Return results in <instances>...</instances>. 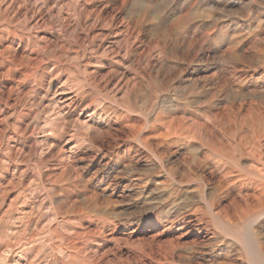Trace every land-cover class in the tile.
I'll return each instance as SVG.
<instances>
[{
  "label": "rangeland",
  "instance_id": "rangeland-1",
  "mask_svg": "<svg viewBox=\"0 0 264 264\" xmlns=\"http://www.w3.org/2000/svg\"><path fill=\"white\" fill-rule=\"evenodd\" d=\"M13 56L16 65L46 71L24 79L20 66L4 72ZM0 75V98L12 92L0 107V246L30 235L33 250L28 244L18 262L238 263L234 252L218 251L221 245L178 239L177 224L165 219L189 204L204 212L201 186L231 222L258 202L243 193L251 192L250 172L259 163L249 142L264 140V0H0ZM55 77L80 100L56 120L48 114L50 96L43 98L46 80ZM198 136L224 153L213 160ZM239 178L248 186H230ZM30 205L33 217L20 218Z\"/></svg>",
  "mask_w": 264,
  "mask_h": 264
},
{
  "label": "bare ground",
  "instance_id": "bare-ground-1",
  "mask_svg": "<svg viewBox=\"0 0 264 264\" xmlns=\"http://www.w3.org/2000/svg\"><path fill=\"white\" fill-rule=\"evenodd\" d=\"M20 1V0H19ZM8 4H9V2H7ZM16 4H18V2L16 3ZM15 4V5H16ZM105 6V5H104ZM10 7V6H9ZM110 8H112V7H110ZM99 9V8H98ZM10 10V9H9ZM114 10H115V8H114ZM25 11V10H24ZM195 11V10H194ZM106 12V11H105ZM21 13V12H20ZM101 13V12H100ZM111 13V12H110ZM112 14V13H111ZM23 16V15H22ZM32 16V15H31ZM94 16V15H93ZM137 16V15H136ZM135 16V17H136ZM26 17V16H25ZM108 17V16H107ZM119 17V16H118ZM117 17V18H118ZM93 18V17H92ZM106 18V17H105ZM115 17H113V19H114ZM138 18V17H137ZM111 19V18H110ZM113 19H112V21H113ZM104 20V19H103ZM37 21V20H36ZM39 21V20H38ZM43 21V20H42ZM115 21V20H114ZM124 21V20H123ZM116 22V21H115ZM106 23V22H105ZM107 23H108V21H107ZM114 24V23H113ZM116 24V23H115ZM126 24V23H125ZM7 25V24H6ZM37 25H39V24H37ZM123 26V25H122ZM125 29V28H124ZM123 30V29H122ZM127 30H128V28H127ZM108 32V31H107ZM130 33V32H129ZM110 34V33H109ZM6 35V34H5ZM122 35V34H121ZM170 35V34H169ZM38 38V37H37ZM27 39V38H26ZM129 41V40H128ZM54 43V42H53ZM32 46V45H31ZM34 46V45H33ZM59 47V46H58ZM111 47V46H110ZM51 48V47H50ZM112 48V47H111ZM23 50V49H22ZM112 50V49H111ZM14 51V50H13ZM57 52H59V51H57ZM13 53H16V52H13ZM12 53V54H13ZM112 53V52H111ZM58 54V53H57ZM16 56V55H15ZM17 57V56H16ZM7 58V57H6ZM37 58V57H36ZM35 58V59H36ZM1 59H4V58H1ZM8 62L6 61H4L5 63V71L4 72H9L10 73V71H13L14 70V68H16V66H20L19 68H21V75L23 76V79L24 78H27V77H30V76H34L35 74L37 75L39 72H45L46 71V68H44V67H42V66H40L39 65V67L38 66H30V64H28L27 62H29L28 60H27V64L26 65H24V66H21V65H16L17 64V60H16V58L13 56V57H11V58H9L8 57ZM28 59H30L29 57H28ZM39 59V58H38ZM37 59V60H38ZM53 59V58H52ZM2 61V60H1ZM26 61V60H25ZM35 61V60H34ZM62 61V60H61ZM33 62V61H32ZM35 63V65H36V62H34ZM40 63V62H39ZM58 63H60V62H58ZM2 64V63H1ZM20 64V63H19ZM42 65V64H41ZM47 66V65H46ZM45 66V67H46ZM66 66V65H65ZM48 67V66H47ZM55 67V66H54ZM54 67H53V69H54ZM60 67V66H59ZM62 67V66H61ZM17 69V68H16ZM70 69V68H69ZM1 71H3V70H1ZM17 71V70H16ZM16 71H13V73L14 72H16ZM56 71H58L57 69H56ZM55 71V72H56ZM18 72H19V69H18ZM71 72V71H70ZM20 73V72H19ZM2 74H3V72H2ZM6 75V74H5ZM9 75V74H8ZM35 75V76H36ZM39 75V74H38ZM47 75H49L50 77L52 76V72H51V70L47 73ZM59 75V74H58ZM67 75V74H66ZM1 76V75H0ZM17 76V75H16ZM43 76V75H42ZM45 76V75H44ZM123 76V75H122ZM2 77V76H1ZM3 77H5V76H3ZM40 77V76H39ZM46 77V76H45ZM38 78V77H37ZM58 78V77H57ZM68 78V77H67ZM12 79V78H11ZM22 79V78H21ZM54 79H56V77L55 78H51V79H48V80H46L47 82V88H46V91H44V96H43V98H47V97H49L50 96V99H49V102H50V106L49 107H52V109L50 110V113H48V114H50L53 118H55V120L59 117V115H62V113L64 112H66L65 110H67V111H69L70 109L72 110V109H77V108H79V106H80V100H78V98H77V96H75V95H73V94H69V95H67V94H65V91H64V89L61 87V85L60 86H56V81L54 82ZM86 79V78H85ZM28 80V79H27ZM41 81H42V79H40ZM122 80V79H121ZM120 80V81H121ZM11 81V80H10ZM58 81V80H57ZM64 81H67V79L65 80V78H64ZM125 81V80H124ZM43 82H44V80H43ZM132 82V81H131ZM16 83V82H15ZM39 83H41V82H39ZM66 83V82H65ZM21 84V83H20ZM43 84H45V83H43ZM67 84V83H66ZM129 84V83H128ZM229 84V83H228ZM1 85V84H0ZM69 85V84H68ZM120 85V84H119ZM126 85V84H125ZM3 86V85H2ZM40 86V85H39ZM38 86V87H39ZM43 86V85H42ZM67 86V85H66ZM123 88H125L124 86H122ZM127 87H129L128 85H127ZM42 88V87H41ZM40 88V89H41ZM44 88V87H43ZM129 89V88H128ZM6 90H7V88H6ZM43 90V89H42ZM66 90V89H65ZM156 90V89H155ZM17 91V90H16ZM127 91V90H126ZM129 91V90H128ZM51 93V94H50ZM4 94V93H3ZM12 94V92L10 91H8V93L6 92V94L3 96L4 98H0V107L1 108H3L4 109V107H7V105H8V101L10 100V99H12L11 98V95ZM18 94V93H17ZM25 94V93H24ZM32 94V93H31ZM154 94H155V92H154ZM157 94V93H156ZM41 95V94H40ZM142 95V94H141ZM150 95V94H149ZM26 96V95H25ZM157 96V95H156ZM19 97V96H18ZM27 97V96H26ZM20 98H22V97H20ZM18 98H15L14 99V103H13V105L14 104H16L17 105V102L19 101V99L17 100ZM25 99V98H24ZM26 100V99H25ZM29 100V99H28ZM31 100V99H30ZM43 100L44 99H42L41 98V101L40 102H43ZM23 101V100H22ZM20 102H21V100H20ZM23 102H25V101H23ZM35 102V101H34ZM28 103V102H27ZM47 103V102H46ZM41 104V103H40ZM45 104V103H44ZM149 104V103H148ZM43 105V104H42ZM48 105V103L46 104V106ZM27 106H28V104H27ZM36 106V105H35ZM82 106V105H81ZM16 107V106H15ZM37 107V106H36ZM49 107H48V109H49ZM24 108V107H23ZM45 109V108H44ZM84 109V108H83ZM14 110V109H13ZM12 110V111H13ZM136 110V109H135ZM15 111V110H14ZM47 112H49V111H47ZM13 113V112H12ZM92 113V112H91ZM37 114V113H36ZM46 115H47V113H45ZM68 114V113H67ZM3 115V114H2ZM49 115V116H50ZM43 117H44V115H42ZM42 116H41V118L40 119H43V120H45V118H42ZM48 116V117H49ZM63 116V115H62ZM61 116V117H62ZM37 117V116H36ZM61 117H59L60 119H61ZM147 117V116H146ZM63 118V117H62ZM32 119V118H31ZM49 119V118H48ZM35 120V119H34ZM42 120V121H43ZM50 120V119H49ZM48 121V120H47ZM52 121V120H51ZM51 121H49V122H51ZM36 122V121H35ZM37 122H39L38 120H37ZM41 122V121H40ZM49 122H47V123H49ZM32 123V122H31ZM46 123V124H47ZM9 124H11V123H9ZM13 124V123H12ZM29 124V123H28ZM34 125L36 124V123H33ZM32 124V125H33ZM45 125V123L43 122V125L41 126V127H43ZM53 125V124H52ZM24 126V125H23ZM38 126V125H37ZM48 126V125H47ZM46 125L44 126V127H47ZM49 126H50V123H49ZM21 127V126H20ZM34 127V126H33ZM41 127H39L41 130H43ZM15 128H17V127H15ZM19 128V127H18ZM31 128L32 127H30V130H31ZM47 128H49V127H47ZM25 129H26V127H25ZM24 129V130H25ZM36 129V128H35ZM50 129V128H49ZM48 129V130H49ZM20 130V129H19ZM52 130V129H51ZM4 131H6V130H4ZM45 131H46V129H45ZM27 132V131H26ZM25 132V133H26ZM43 133V132H42ZM48 133H50V131H48ZM52 133V132H51ZM50 133V134H51ZM54 133V132H53ZM59 133V132H58ZM62 133V132H61ZM16 135V134H15ZM49 135V134H48ZM130 135V134H129ZM186 135V134H185ZM189 135H193V134H191V132H190V134ZM189 135H187V138H188V136ZM199 135V134H198ZM201 135V134H200ZM203 135V134H202ZM262 135V134H261ZM39 136V135H38ZM15 137V136H14ZM46 137V136H45ZM51 137V136H50ZM61 137V136H60ZM63 137V136H62ZM204 137H207V136H205V135H203V138ZM262 137H263V135H262ZM2 138V137H1ZM43 138H44V136H43ZM52 138H54V137H52ZM190 138V137H189ZM194 138V137H193ZM202 138V136L199 138V136H198V139H201ZM208 138V137H207ZM253 138V137H252ZM264 138V137H263ZM3 139V138H2ZM8 139V138H7ZM47 139V138H46ZM56 139V138H55ZM62 139V138H61ZM68 139V138H67ZM191 139V138H190ZM189 139V140H190ZM195 139H197V137L195 138ZM256 139H258V138H256ZM9 140V139H8ZM14 140V139H13ZM43 140V139H42ZM45 140V139H44ZM65 140V139H64ZM187 140V139H186ZM188 140V141H189ZM249 140V139H248ZM260 140H261V138H260ZM16 141V140H15ZM49 141V140H48ZM55 141V140H54ZM68 141V140H67ZM191 141V140H190ZM206 141V140H205ZM216 141V140H215ZM255 141V140H254ZM6 142H7V140H6ZM45 142V141H44ZM61 142V141H60ZM65 142V141H64ZM88 142V141H87ZM162 142V141H161ZM164 142V141H163ZM195 142V141H194ZM200 143H199V145H198V147L199 148H201L202 149V147H204L205 148V151L207 152V153H209L211 156H212V159H213V157H220L221 156V153L223 154L224 152H220V150H218V149H220L219 147H218V149H217V147L215 148V149H213L212 147L210 148L209 146H212V145H207L205 142H204V140H202L201 139V141H199ZM50 143V142H49ZM66 143V142H65ZM145 142H143V144H144ZM189 143V142H188ZM191 143H193V142H191ZM208 143H209V141H208ZM211 143V142H210ZM216 143H217V141H216ZM249 143H252V144H250V148H248L249 150H247V151H250V153L253 155V158L254 159H256L257 160V162H259L255 167H254V169L252 168V171L250 172V174L252 175V181H251V183H252V190H251V192L250 193H246L247 192V190H246V194L245 193H243L244 195V198L245 197H247V199L249 198V199H251L252 198V200H250V201H253V200H255L254 202H256V201H262V202H257V203H255V206H252V207H250L251 205H252V203L250 202V206H246V204L244 205V207H245V210L243 209H241L240 207H238V208H240V210L241 211H243V212H241L242 213V215L241 214H239V216H240V219L239 220H236V222H231L229 219H227L228 217H226V210L227 209H224L225 207L223 206L222 208L220 207V205H219V202L217 201L216 202V200H212V199H208V200H205L204 198V188H205V186H201V189H198L199 190V192H198V198L199 199H201L200 201H203L202 203H203V210H204V212H202V213H198L196 210L197 209H200V208H198L197 207V209H195V210H193L194 209V204H189L187 207H189L186 211L185 210H183L182 211V213H180L178 210L177 211H173V212H171V218H169L168 217V219H165V220H169V219H171V220H169V222L171 223V224H173V223H176L177 224V229H176V237L179 239H184V238H187L188 237V235L190 236V235H194V237H195V240L194 241H200V242H203V243H205L206 245L208 244L209 246H210V249H211V247H212V249H214V247L216 246V245H218V246H220V247H222L220 250H218L219 252H221V251H225V252H227L226 254H228V253H235L236 255V258H237V260H238V263H236V262H234L233 261V264H264V160H263V156L262 155H264V140H262V142H260V141H258V140H256L255 142H249ZM61 144H63V142L61 143ZM147 145H148V143H146ZM212 144V143H211ZM214 144V143H213ZM58 145V144H57ZM191 145V144H190ZM215 145V144H214ZM219 145H221V144H219V141H218V146ZM53 146H54V144H51L50 143V146H49V149H51V147L53 148ZM61 146V145H60ZM73 146V145H72ZM69 147V152H71V149L73 150L74 148L73 147ZM188 146V145H187ZM187 146H184V147H187ZM194 146V145H193ZM195 146H197V144L195 145ZM222 146V145H221ZM248 145H246V147H247ZM48 147V146H47ZM46 147V148H47ZM57 147V146H56ZM190 147V146H189ZM7 148V147H6ZM11 148H14V146H12ZM11 148H10V151H11ZM16 148V147H15ZM68 148V147H67ZM194 148V147H193ZM198 148V149H199ZM224 148V147H223ZM48 149V148H47ZM46 149V150H47ZM59 149V148H58ZM146 149H147V146H146ZM185 149V148H184ZM188 149V148H187ZM191 149V148H190ZM200 149V150H201ZM17 150V149H16ZM15 150V152H17ZM19 150V149H18ZM43 150V149H42ZM54 150V149H53ZM56 150V149H55ZM62 150H64V148L62 149ZM147 150H149L150 151V148L149 149H147ZM157 150V149H156ZM193 150V149H192ZM19 151H21V149L19 150ZM45 151V150H44ZM57 151V150H56ZM66 151V150H65ZM75 151V150H74ZM190 151V150H189ZM195 151V150H194ZM242 151V150H241ZM151 152V151H150ZM165 152V151H164ZM190 152H192V151H190ZM196 152V151H195ZM225 152H226V150H225ZM12 153V152H11ZM11 153H10V155H11ZM14 153V152H13ZM12 153V154H13ZM53 153V152H52ZM51 153V154H52ZM168 153V152H167ZM238 153V152H237ZM243 153V152H242ZM246 152L244 151V154H245ZM250 153H246V155L247 154H250ZM54 154V153H53ZM197 154V153H196ZM206 154V153H205ZM22 155V154H21ZM48 155V154H47ZM50 155V154H49ZM152 155V154H151ZM228 155V154H227ZM231 155V154H230ZM241 155H243V154H241ZM246 155H244V156H246ZM13 156V155H12ZM19 156V155H18ZM62 156V155H61ZM256 156V157H255ZM1 157V156H0ZM224 157V156H223ZM252 157V156H251ZM8 158V157H7ZM48 158V157H47ZM154 158V157H153ZM67 159V158H66ZM208 159H209V157H208ZM219 159H221V158H219ZM224 159V158H223ZM232 159V158H231ZM242 159H244V158H242ZM16 160V159H15ZM157 160V159H156ZM213 160H215V159H213ZM232 160H235L234 158L232 159ZM255 160V161H256ZM17 161V160H16ZM231 161V160H230ZM230 161H229V163H230ZM239 160L237 159V162H238ZM252 161V160H251ZM8 162V161H7ZM14 162V161H13ZM214 162V161H213ZM221 162V161H220ZM220 162L219 163H217L216 165H218V164H220ZM232 162V161H231ZM236 162V161H235ZM236 162V163H237ZM222 163H224V162H222ZM227 163V162H226ZM228 163V164H229ZM252 163V162H251ZM208 164V163H207ZM213 164V163H212ZM231 165H232V167H233V164H235L234 163V161L232 162V163H230ZM238 164H239V162H238ZM238 164H236L237 166H239ZM209 165V164H208ZM224 165V164H223ZM230 165V166H231ZM254 165V164H253ZM212 166V165H211ZM226 166V165H225ZM5 167H6V165H5ZM4 167V168H5ZM218 167H220L219 165H218ZM232 167H230V168H232ZM45 168V167H44ZM224 168V167H223ZM234 168V167H233ZM236 168V167H235ZM17 169V168H16ZM210 169H211V167H210ZM215 168H213L212 170H214ZM219 169V168H218ZM6 170V169H5ZM27 170V169H26ZM209 170V169H208ZM212 170H210V172L212 171ZM229 170V169H228ZM232 170V169H231ZM237 170H238V167H237ZM243 170V169H242ZM53 171H55V170H53ZM223 171V170H222ZM244 171V170H243ZM14 172H16V171H14ZM238 172H239V170H238ZM237 172V173H238ZM241 173H242V171H240ZM239 172V173H240ZM11 173V172H10ZM212 173V172H211ZM213 173H214V171H213ZM212 173V174H213ZM217 173V172H216ZM229 173V172H228ZM244 173H246V174H249V173H247V171H244ZM235 174V173H234ZM45 175V174H44ZM210 175V174H209ZM219 175V174H218ZM227 175H229V174H227ZM239 175V174H238ZM222 176V178H220ZM219 178L220 179H222V182L223 181H225L227 178H226V175H224V173L221 175ZM244 177L245 176H247V175H243ZM211 177H212V175H211ZM228 177V176H227ZM244 177H241V178H244ZM248 177H250V176H248ZM213 178H214V176H213ZM219 178H218V180H219ZM226 178V179H225ZM231 178H233V176L231 177ZM23 179V178H22ZM229 180H230V178H228ZM240 179V178H239ZM245 179V178H244ZM249 179V178H248ZM10 180V179H9ZM215 180H217V179H215ZM228 180V182L227 183H223V184H225L227 187H229V183H230V181ZM247 180V179H246ZM202 181V180H201ZM206 181V180H205ZM220 181V184H221V180H219ZM4 182V181H3ZM199 182V181H198ZM217 182V181H216ZM200 183H203V182H200ZM248 183V182H247ZM204 184V183H203ZM206 184V183H205ZM50 185V184H49ZM52 185V184H51ZM182 185H183V183H182ZM222 185V184H221ZM224 185V186H225ZM232 185H234V188H235V186H237V188H238V190H240V189H242L243 187L245 188V187H247L248 185L247 184H245V181H242L241 179L240 180H238L237 181V179L235 180V182H233V180H232V183H230V186H232ZM206 186H207V184H206ZM217 186V185H216ZM223 186V185H222ZM50 187V186H49ZM220 187V186H219ZM233 188V189H234ZM250 188V187H249ZM197 189V188H196ZM215 189H216V187H215ZM221 189V188H220ZM251 189V188H250ZM48 190H49V188H48ZM205 190H206V188H205ZM222 190H224L223 188H222ZM226 190V189H225ZM224 190V191H225ZM228 190H229V188H228ZM2 191V190H1ZM0 191V192H1ZM164 191V190H163ZM223 191V192H224ZM236 192H237V189L235 190ZM244 191V190H243ZM196 192H197V190H196ZM227 192V191H226ZM239 192V195H240V191H238ZM206 193V192H205ZM218 193V192H217ZM220 193V192H219ZM222 193V192H221ZM228 193V192H227ZM230 193V192H229ZM29 194V193H28ZM235 194V193H234ZM237 194V193H236ZM32 195V194H31ZM47 195V194H46ZM48 196V195H47ZM168 196V195H167ZM175 196H177V195H175ZM205 196H206V194H205ZM218 196H219V194L217 195V197L216 198H218ZM236 196H238V194L236 195ZM235 196V197H236ZM242 196V197H243ZM30 197V196H29ZM42 197V196H41ZM214 197H215V195H214ZM230 197V196H229ZM228 197V198H229ZM234 197V196H233ZM219 198H220V196H219ZM68 199V198H67ZM144 199V198H143ZM179 199V198H178ZM233 199V198H232ZM19 200V199H18ZM23 200V199H22ZM185 200V199H184ZM219 200V199H218ZM221 200V199H220ZM241 199L239 198V201H240ZM244 200V199H243ZM171 201V200H170ZM175 201V200H174ZM178 201V200H177ZM197 201H198V199H197ZM231 201V200H230ZM235 201H236V198H235ZM237 201H238V197H237ZM236 201V202H237ZM245 201V200H244ZM49 202V201H48ZM47 202V203H48ZM179 202H181V201H179ZM178 202V203H179ZM221 202V201H220ZM248 203L247 204H249V201H247ZM50 203V202H49ZM48 203V204H49ZM151 203V202H150ZM172 203V202H171ZM174 203V202H173ZM175 203H177V202H175ZM182 203V202H181ZM198 203V202H197ZM235 202H234V200H233V203H232V205L234 204ZM239 202H237V204H238ZM240 203H241V201H240ZM244 203V202H243ZM245 203H246V201H245ZM18 204V203H17ZM184 204V203H183ZM22 205H23V203H22ZM26 205V204H25ZM29 205V204H28ZM28 205H26V206H28ZM44 205V204H43ZM50 205V204H49ZM171 205V204H170ZM173 205V204H172ZM185 205V204H184ZM187 205V204H186ZM242 205V204H241ZM175 206H177V205H175ZM195 206H196V204H195ZM200 206V205H199ZM234 206V205H233ZM237 206V205H236ZM239 206V205H238ZM243 206V205H242ZM36 207V206H35ZM47 207V206H46ZM193 207V208H192ZM230 208H231V206H229ZM229 207H227L228 209H229ZM48 208V207H47ZM47 208H46V210H47ZM156 208V207H155ZM174 208V207H173ZM178 208V207H177ZM185 208H186V206H185ZM196 208V207H195ZM237 208V209H238ZM243 208V207H242ZM10 209V208H9ZM33 209H34V207L33 206H31L30 205V207L28 208V209H24V208H22V209H20L19 211L20 212H18V213H20L19 214V216H20V218H30L31 216L33 217V215H34V212H33ZM40 209V206H38V210ZM44 209H45V207H44ZM160 209H162V208H160ZM236 209V208H235ZM236 209V210H237ZM42 210V209H41ZM50 210V209H49ZM154 210V209H153ZM172 210V209H171ZM231 210V209H230ZM157 211H158V209H157ZM163 211V210H162ZM233 211H234V209H233ZM238 211V210H237ZM170 212V211H169ZM195 212H197V213H195ZM239 212V213H240ZM13 213V212H12ZM36 213V212H35ZM228 213V215H229V213L230 212H227ZM238 213V212H237ZM38 214H40V211H39V213ZM38 214H36V215H38ZM156 214V213H155ZM160 214V213H159ZM158 214V215H159ZM161 215H163V214H161ZM165 215V214H164ZM167 215H168V213H167ZM8 216V215H7ZM18 216V217H19ZM166 216V215H165ZM35 218H36V216H34ZM166 218V217H165ZM229 218H230V216H229ZM231 218H233V217H231ZM25 219V220H26ZM39 219V218H38ZM157 219V218H156ZM234 219V218H233ZM236 219V218H235ZM34 220V219H33ZM55 220V219H54ZM28 221H30V220H28ZM35 221V220H34ZM174 221V222H173ZM26 222H27V220H26ZM33 222V221H32ZM25 223V222H24ZM28 223V222H27ZM26 223V224H27ZM169 223V224H170ZM18 224V223H17ZM21 224V223H20ZM28 224H31V223H28ZM42 224V223H41ZM20 226H22V225H19V226H17V227H15V231L17 230V231H19L18 229H22V227L20 228ZM48 226V225H47ZM151 227V229L153 228L152 226H154L153 225V223H151V225H150ZM169 226V225H168ZM12 227V226H11ZM25 227H26V225H25ZM50 227V226H49ZM175 229V228H174ZM8 230V232H9V230L10 231H12L11 230V228H9V229H7ZM4 231H6V230H4ZM14 231V230H13ZM13 231H12V235H14L13 234ZM21 232V231H20ZM20 232H18V233H20ZM156 232V231H155ZM7 233V232H6ZM14 233H16V234H18L17 232H14ZM32 233V232H31ZM10 234V233H9ZM15 234V235H16ZM33 235H35V234H33ZM32 235V236H33ZM17 237V236H16ZM22 237V236H21ZM35 237V236H34ZM13 238H14V236H13ZM74 238V237H73ZM9 239V238H8ZM7 239V240H8ZM27 239H28V237H27ZM26 239V240H27ZM32 239V238H31ZM30 235H29V239H28V241L30 242ZM37 239V238H36ZM70 239V238H69ZM2 240V239H1ZM10 240V239H9ZM9 240H8V242L7 243H5V244H3V245H1L0 246V262H1V264H8V263H10V264H39V262H40V260H39V262L38 263H35V261H37V260H34V262H28V260H26L25 261V259H24V261H23V263H20V262H18L19 261V259H22V255H23V253L24 252H27L29 249L30 250H33L32 248H30L31 247V245L29 244V242L28 241H25V242H22L21 241V243H16L15 245L12 243V241H10L9 242ZM14 240H16V239H13V241ZM33 240H34V238H33ZM40 240V239H39ZM66 240V239H65ZM38 241V240H37ZM20 242V241H19ZM34 242V241H33ZM45 242V241H44ZM46 242H48V241H46ZM35 243V242H34ZM34 243H32V244H34ZM38 243V242H37ZM40 243V242H39ZM51 243V242H50ZM216 243H219V244H216ZM30 245L28 248H27V245ZM70 244V246H71V243H69ZM73 244V243H72ZM201 244V243H200ZM35 245V244H34ZM33 245V246H34ZM68 245V244H67ZM202 245V244H201ZM36 246V245H35ZM47 247L49 246L48 244L46 245ZM81 246V245H80ZM177 246V245H176ZM46 247V248H47ZM76 247V246H75ZM201 247V246H200ZM61 248V245L59 246V248L58 249H60ZM36 249V248H35ZM34 249V251L36 252V250ZM53 249V248H52ZM73 249V248H72ZM71 249V250H72ZM171 249H172V247H171ZM41 250V249H40ZM46 250V249H45ZM47 250H49V249H47ZM172 250H175V249H172ZM33 251V252H34ZM38 251V250H37ZM58 251V250H57ZM211 251V250H210ZM213 251V250H212ZM211 251V252H212ZM215 251V250H214ZM32 252V253H33ZM42 252V251H41ZM46 252V251H45ZM29 253V252H28ZM63 253V252H62ZM61 253V254H62ZM68 253V252H67ZM215 253V252H214ZM233 253V254H234ZM4 254V255H3ZM34 254V253H33ZM59 254V253H58ZM70 254V253H69ZM220 254V253H219ZM224 254V253H223ZM225 254V256H227ZM30 255H32V254H30ZM68 255V254H67ZM218 255V254H217ZM216 255V256H217ZM3 256V257H2ZM15 256H17V259L16 260H14V257ZM33 256V255H32ZM38 256H40V254L38 255ZM41 256H44L43 255V252H42V255ZM41 256H40V259H41ZM219 256V255H218ZM2 257V258H1ZM29 257V256H28ZM34 257V256H33ZM46 257L48 258V256L46 255ZM65 257H67V256H65ZM64 257V258H65ZM69 257H71V256H69ZM228 257V256H227ZM233 257H234V255H233ZM7 258H11L12 260L11 261H8V260H10V259H7ZM202 258V257H201ZM203 258H205V257H203ZM224 258H226V257H224ZM231 258V257H230ZM229 258V259H230ZM32 259V258H31ZM37 259H39V258H37ZM43 259V258H42ZM44 259L45 260H47L45 257H44ZM44 259L43 260H41L42 262L44 261ZM54 259V258H53ZM55 259H57V258H55ZM59 259V258H58ZM57 259V260H58ZM77 259V258H76ZM207 259L208 258H206V261H207ZM219 259V258H218ZM234 259H235V257H234ZM50 260V259H49ZM210 260V259H209ZM220 260H222V259H220ZM226 260V259H225ZM224 260V261H225ZM231 260V259H230ZM31 261V260H30ZM48 261V260H47ZM47 261H45V263L47 262ZM50 261H52V260H50ZM59 261V260H58ZM205 261V260H204ZM236 261V260H235ZM42 262H40L41 264H42ZM207 262H216V257L215 258H212L210 261H207ZM44 263V262H43ZM75 263V262H74ZM206 263V262H205ZM61 264V263H60ZM202 264V263H201ZM216 264H230V263H227V262H220L219 263V261L218 262H216ZM231 264H232V262H231Z\"/></svg>",
  "mask_w": 264,
  "mask_h": 264
}]
</instances>
